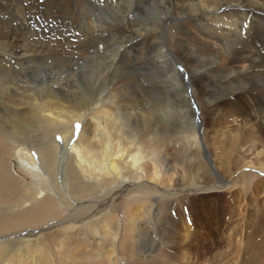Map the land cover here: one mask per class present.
<instances>
[{
	"label": "bare ground",
	"instance_id": "1",
	"mask_svg": "<svg viewBox=\"0 0 264 264\" xmlns=\"http://www.w3.org/2000/svg\"><path fill=\"white\" fill-rule=\"evenodd\" d=\"M109 2L0 0V264H191L173 204L264 174V0Z\"/></svg>",
	"mask_w": 264,
	"mask_h": 264
},
{
	"label": "rangeland",
	"instance_id": "2",
	"mask_svg": "<svg viewBox=\"0 0 264 264\" xmlns=\"http://www.w3.org/2000/svg\"><path fill=\"white\" fill-rule=\"evenodd\" d=\"M86 1L91 6L89 8L94 5L96 7L102 4L110 5L108 0ZM78 15L81 16V13ZM97 15H101V13L97 12ZM183 81L186 83L188 80L183 78ZM250 159L247 157L245 161H239L238 165H233L230 172L232 176L228 178V181L232 180L244 172L251 176L245 180L246 183L234 187L226 184L213 195H203V198L198 195H190L191 204L195 208H199L200 211L202 220L198 221L199 223L196 222L191 212L186 213V210L179 208L180 205L173 204L176 205L170 210L173 224L183 229L185 226L190 227L192 234L190 235L191 264H246L252 254L260 253L264 256V249L259 247L264 240V183L261 184L264 174L251 168L242 169L244 163L249 162ZM255 163L256 168H259L258 165H262V162ZM223 170L225 169L223 168ZM205 198H210L207 203H203L201 200ZM188 199L186 196H181L180 200L189 204ZM179 218L182 219L184 225L179 224ZM145 227L149 231L148 234L151 233L148 238L157 247L160 246L163 251L165 249L164 242L156 231V225L151 222L145 224ZM249 237L251 241H249ZM166 252L178 257L183 253L180 246L172 248L171 251L166 250ZM124 262L122 263L125 264Z\"/></svg>",
	"mask_w": 264,
	"mask_h": 264
}]
</instances>
